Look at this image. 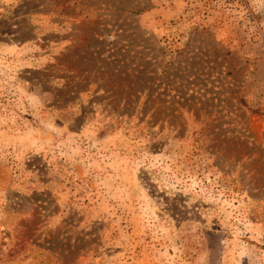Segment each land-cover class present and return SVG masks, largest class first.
<instances>
[{"label":"rangeland","instance_id":"374dc122","mask_svg":"<svg viewBox=\"0 0 264 264\" xmlns=\"http://www.w3.org/2000/svg\"><path fill=\"white\" fill-rule=\"evenodd\" d=\"M68 1L0 0V264H264V0ZM128 24L227 104L122 115L92 73Z\"/></svg>","mask_w":264,"mask_h":264},{"label":"trees","instance_id":"16d2710c","mask_svg":"<svg viewBox=\"0 0 264 264\" xmlns=\"http://www.w3.org/2000/svg\"><path fill=\"white\" fill-rule=\"evenodd\" d=\"M68 1V0H67ZM69 2V1H68ZM79 6L88 4L93 7V11H103L101 8L102 5L110 7L113 3H117L114 8L120 11H127V8L130 4L134 3V0H78ZM64 5V4H63ZM68 5L66 6L67 9ZM70 13H73L72 11ZM128 19V18H127ZM131 24L122 25V33L120 35L121 41L116 42V50L112 52H104L103 58L98 59L97 62L100 65H103L102 69L105 72H96L92 73V80H99L103 85H111V92L120 89L117 92V95L125 97L123 99V114L130 115L134 111L138 112L137 102L129 100V97H132L137 94L138 89L142 88L143 85L147 86L148 94L150 97V91L153 86L159 88L160 85L163 86V97L165 100L162 102L164 109L168 110L171 113L182 111L184 108L193 110L196 112H206L210 113L208 110L209 107L215 109L217 106L214 104V101L217 100L221 103L227 104L229 99L224 97V100L216 94L217 97H211L210 99L205 98V93L209 92L210 89L206 88V84H214L215 80L220 79V75L215 79L212 74L214 72H179L178 68L170 67V64H166L161 69L162 72H156L157 65H152L153 70L150 68V63L146 61L147 57L144 54L145 50V38L144 34L141 33V30L138 27L130 28ZM105 30V29H104ZM103 30H94L93 35L102 36ZM106 31V30H105ZM207 33V32H206ZM110 34H107V37ZM89 37L84 38L83 41H86ZM91 40L96 41L95 37H91ZM112 43L113 41H109ZM105 41H101V44H107ZM220 56V52L217 53ZM156 56V55H155ZM138 61L140 64H138ZM196 64L195 66H197ZM140 67V69H139ZM88 71H92L91 68ZM90 78H83V81H89ZM158 82V84H157ZM73 85V83L71 84ZM174 91V95L171 96L169 93ZM146 114L150 117L151 122H155V118L162 109L156 105H151V100L146 101ZM220 107V106H219ZM182 117V114L178 115Z\"/></svg>","mask_w":264,"mask_h":264}]
</instances>
